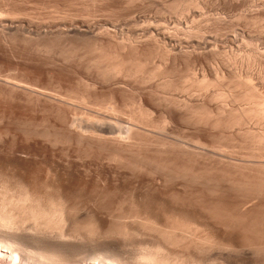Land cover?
Segmentation results:
<instances>
[{
  "label": "bare ground",
  "instance_id": "bare-ground-1",
  "mask_svg": "<svg viewBox=\"0 0 264 264\" xmlns=\"http://www.w3.org/2000/svg\"><path fill=\"white\" fill-rule=\"evenodd\" d=\"M130 1L131 0H129L128 2L130 3ZM166 1L164 0L162 2L170 4V7L172 5L173 8V6H175L174 4L177 3L178 0ZM119 2L120 0L118 1V5L121 6V3L119 4ZM180 2L181 1L179 0L178 4L182 5L181 7L184 11L189 10L190 8L192 9V7L193 9L199 8L200 10L201 3H206V1L203 0L202 2L201 0H197L196 2L188 1V3L185 4L183 3L185 1H183L182 3ZM178 4L176 5V8L179 11L180 6L178 8ZM113 6L115 5L113 4ZM172 8H170V10ZM129 12L131 11L129 10ZM136 18L132 16V18L130 17L129 19H126V24L130 23L134 28L131 29L132 26L130 24H127L128 26L130 25V28H128L127 31L125 30V26H123L124 24L122 26H118V22L115 23L108 21L102 23V26L100 23V27H97V23L96 25H94V22L88 23L89 21L87 23H82V25L79 26H72V24L70 23L71 26L68 27L69 29L66 28L68 32L65 28L64 29L67 32L68 36L70 35V33L71 35L72 33H75L76 36L77 34H81L85 37H83L85 40L86 38H88L89 41L91 39L93 40V43L96 42L97 46L98 43L104 42L107 44L116 43L122 49L121 50L119 48V50L121 51L127 50L128 52L130 50H133L132 52L137 51L144 53H147V51H149L150 55L148 56L147 54L148 58L153 53L151 50L154 51V49L160 48L164 50L165 54L167 53V55L173 56L175 60L174 62H177V60H184L186 62H184V64L187 65V67H190L192 65V69L193 65L194 69L196 67L195 65H205V67L206 65H211L210 67L213 70V68H215L213 65H220L218 63L219 61H216V56H221L222 58H224L225 56L226 59H224L227 61H225L224 59H222V61L229 62L230 65V63L232 64V60L235 58L234 57L232 59L231 55L237 52L242 44H246V47H253L254 52L251 53V50L249 55H246L250 60L252 58H255L258 53L263 52L264 50H260V48H264L263 33H260V35H258L259 33H256L257 35H252V32H250V34L248 32L240 33L238 31H232L231 29L230 32L228 31L229 29L226 32H210L207 31L208 29L205 30L202 27L205 30L204 31L201 26L197 25V27H195L196 25L194 26L193 24V27H191L190 24L188 25V23L183 20L175 21L173 18L172 20L168 19V17H162L163 20H160L159 22H157L158 20H155L156 22H142L143 19H141L140 23L142 22V24H140L137 21L138 19ZM126 20L125 18L123 19L124 23ZM226 22L227 21H225V23ZM0 26L8 29H12L13 27L12 25L8 26L6 24H2ZM75 34L74 36L72 35L73 38H76ZM84 43L80 42L79 39V43L74 42L71 45H73V48H77L76 50H78V48L81 47ZM89 43L92 44V41ZM88 44H85L84 46L88 47ZM37 48L40 50L49 51L51 50L52 46H48L47 43V45L42 47L37 46ZM38 49L35 48V50L37 51ZM97 50L98 47L96 51ZM44 51H42V53ZM48 51L46 52V54L48 53ZM113 52H111L110 55ZM115 52L114 57L113 54L111 55L113 58L110 55L109 58L104 55L106 57L105 59L104 57H99L98 61L100 63L103 62V65L101 64V66H96V74L101 83L98 86L97 83H99V81L96 82L97 79H93L94 83L92 84V87L94 88V93L90 92V90L88 89H83V92L81 93H84V98L86 96L87 98L88 96H90L91 99L92 95L93 97H96V94L99 93L100 96L102 95L101 93H103V95L106 94L107 97L105 98L109 99L108 102L104 103L106 99L102 98L101 96L100 98H102L104 102L100 103L106 104L107 109H112L113 111L120 114L124 111V107L122 108V106L127 99V92L134 91V93H136L138 97V101L136 100L138 105V110L136 109L138 111V116L136 115V112V114H132L130 118L132 119V121L129 123V125H123L121 123V119L118 120L115 118L116 120L115 122H113L114 120L112 119V121H108L107 117V119L98 118L94 115L93 117L95 118L93 122H91V119V123H86L87 120L85 122L80 119L83 122L82 124V122L79 121L77 117L74 118L72 114H70L71 112L69 111L72 108H69V106L67 108L66 102L69 101L65 100V97H59L60 95L57 97L56 95H53L54 93L50 94V92L48 93L47 91L45 92L43 90L40 91L41 89L38 90L36 89L37 87L34 88L27 85L30 82H27L28 80L26 81L28 77H23L24 74L18 76V74H20L18 73L16 77L14 75V77H11V79L4 78L5 80L3 79V81L1 78L0 83H3V86H0V141L3 140L2 144H4L6 147H9L7 146L9 143H12L15 146V144L19 142L22 148H27V151L28 149H33L32 151H34L35 149L36 152H39L40 156L42 153L43 157V152L46 151L45 149H49L45 145V142H47L46 144H48L49 142V144H52V146L54 145L55 147V145H58L57 141L59 138L58 136L60 135V139H62L63 136V138L67 140H65L66 142L76 143L77 146L78 144L85 146V151L83 149L84 152H86V150L95 152L97 162L92 165L93 167L95 166V173L93 174H89L91 168L89 169L83 166V168L85 167L86 169L84 168V171L82 172L83 175H80H82L81 178L85 180L84 182H82L83 180L81 178L79 179V177L75 179H79L80 181L75 180L73 178L75 174L71 177V174L76 173V171H72V173L70 174L71 171L69 172V168V173L67 174L64 172V175H61V173L63 174V172H60V174L57 175V173L49 169L48 172H52L53 175L49 176V174L52 173H48L49 177L46 176L48 178L42 180V175L41 177H39L37 176L38 174L35 173L36 169L38 168L37 163L35 164V169L30 168V171V169L28 168L30 171L29 173H25L24 171L27 168L23 170L24 172L20 169L25 168L23 163L24 160L21 161V158L23 157L19 159L17 156L18 160L23 163L22 167L21 165H18V169H16L15 166H12L11 168V164H15L16 162L6 164H10V168H6L7 166L5 165V167L4 163L3 165L1 164L4 169L1 168L0 170V189L2 188L0 190V193H3L4 197L0 194V261H5L9 258L12 261L10 264H181V262H183L180 261L181 259L187 260L188 256L191 257L192 255H205L202 253L206 251V254L211 253L212 255L215 254L216 256L218 255L219 257H222L223 261L221 262V264H227L226 261L230 263L231 260L233 263V254L237 255L236 253H240L241 251H243L246 256L249 255V260L255 255H263V92L257 90V88L253 86L252 83H250V80L248 78L249 81L244 80L245 82L243 83L242 81H240L241 84L245 85L246 83L245 89L241 84H239L240 82L238 83V81L232 80L229 82H232L233 84V81H235L237 83L235 84V88L237 89V86L241 85L239 89L241 87H243L242 89H244V91L242 90L243 92L241 93H235L236 91H240L241 89H235L236 91L231 89L235 92L232 91L233 93H225L211 91V93H209V91L208 94H206L207 91L205 90H209L210 88H212V86L215 85L216 81L214 80H216L215 78L217 77V75H219V71L215 73L217 68L213 70L214 72L210 68V74L215 73L216 75L215 78L213 77L214 80L213 78L209 80L207 77L208 73H204L207 71H204L202 80L196 79L199 77H195L196 80L192 82L191 86H185L186 83L185 85L183 83L182 85H178L175 82H171V78H173L171 71L173 70L169 71L168 68L164 69V71H159L162 69L153 70L152 68H150V66H147V61V63L143 62L144 59H142L143 57L140 58L142 55H140V53V57L136 58L130 55L124 57H122L121 55L120 57L118 56V54H120L118 52V54H116L115 56ZM124 52L125 51H123V53ZM101 53L100 54L102 57L103 52ZM104 54H106V52H104ZM246 54L248 53L246 52ZM236 55L237 54H235V56ZM259 56L257 55V58ZM263 56L264 54L262 55V57ZM60 57H63V55ZM95 57L96 56H94V58ZM107 59L108 61H106ZM72 60L73 59H71V61ZM68 61L70 62V59ZM68 61L67 64L66 61L62 63L60 62V65L69 66ZM54 62L59 63V61L57 60ZM92 62L94 61L92 60ZM104 62H106V65L104 64ZM71 64L72 62L70 63V65ZM158 68L161 67L158 66ZM223 69L224 68H222L221 72L223 71ZM227 69H229V67ZM188 70L190 69L188 68ZM26 73L25 75H27ZM227 73L229 74L228 71ZM230 74H232L231 71ZM119 76H123V78L127 77L128 79L134 78L133 80H136L137 78L138 80H136L135 83L138 85L140 82V87L135 89V84H132L133 86H131L129 85V81L125 83V78L122 82L123 79H118L120 78ZM220 76L219 78L217 77V79H221ZM158 77H166L168 82L167 80H165L166 83L163 82L164 85L161 84L162 82H158L155 88L153 83L156 82L155 79ZM223 77H226V75L224 76L222 74L221 80H224ZM229 77L232 76L230 75ZM115 78L119 81H115ZM152 80L155 82H153ZM34 82L36 81L34 80ZM150 82L153 84L154 88L153 86H151ZM25 83L27 84L25 85ZM160 88L165 91L167 89H170L169 91L171 94L172 92L174 94V91L178 92L179 90L177 91V89L182 90L183 92H179L185 94L187 90H189V88L191 89V91L192 88H195L197 89L196 91L199 92L203 90L201 93L203 94L204 92L205 95L203 94L204 97L200 96L199 98H190L187 96L188 99H185L184 97H182V99H178L174 96L170 97L169 95H167L170 94L168 90V93H165L167 96L162 92V90L161 92L165 96H160L161 94L158 93V91H160ZM193 91L190 95L192 97H194V95H197L196 93H193ZM71 92L73 91L71 90ZM189 92L190 91H188V93ZM174 95L178 94L176 93ZM5 96L7 97V99L10 97H14V100L16 101L17 99L19 103H21L19 100H25V102H29L28 106L30 102H40L41 100H43V102L48 104V106L50 105L49 108H51L56 113L55 114L51 110L55 114L53 115L58 117L57 124H53V129H50L49 127V129H43L42 131H40L37 127H32L29 129H26L28 127H22V131L20 130L22 134H18V129L14 130L12 128V125L10 126L8 123L9 118L12 117L11 115L13 114L12 109L15 108V103L13 108L10 106L13 104L14 100L12 101V104H10L9 102L11 101L8 102L7 99L2 98ZM81 96L78 97L83 98ZM241 101L246 103L245 106H240L239 104V106H235V104L232 103L235 102L237 104V102ZM18 102H16V105H19ZM31 105L32 104H30V106ZM134 105L136 106L135 102ZM34 106H38V103L34 104ZM133 108L135 107L133 106ZM157 112L160 113L159 116L161 117V119L159 117V124H156L152 118V115L154 113V115H156ZM6 121L7 124L5 125ZM179 121H183V123L187 122L191 126L190 132L188 131L191 137L188 136V138H190L187 140V143L179 142L180 138L178 139V141L174 140L175 138L173 136H170L174 132L168 135L170 133L169 132L167 134V137L162 135V132L166 134V129H168V127H170L171 125H176ZM154 129H158L157 131H162L160 132V137L157 136L156 131L154 132ZM169 129L171 130V128ZM176 129L179 128L176 127ZM182 129L184 128L182 127L181 130ZM185 130L187 131V128H185ZM175 134L177 135L178 133ZM7 136V141H5L4 138H6ZM37 136L44 137V140L40 138L37 139ZM162 136L166 138H163ZM9 137L12 138V141L9 140ZM178 137L180 136L177 135V138ZM171 138L174 139L172 140ZM184 140L182 138L181 141L186 142ZM16 146L17 148H19L18 143ZM10 147V149H14L12 148L13 146L10 145ZM55 148L58 147L56 146ZM4 149L8 148L4 147ZM10 149H8V151H12ZM2 151L3 149L0 151V153L4 152ZM21 152L23 153V151H20V153ZM55 152L56 151L53 150V156L55 154V157L58 158ZM90 152H88L89 155L86 156H90ZM9 153L10 154L8 156L11 155V152ZM22 153L20 154L22 156L26 154ZM39 154L34 155L38 156ZM92 154L95 156L94 153ZM14 155L16 157V155L18 154L15 153ZM47 155L50 156V154L48 153ZM40 156L38 157L39 159H41ZM17 158H15L16 161H18ZM3 159L1 158L2 161L6 160ZM69 160L66 161L68 163H72L71 161L69 162ZM79 160L81 159L79 158ZM83 161H85V159H83ZM46 162L49 163L48 161ZM46 162L44 164H46ZM92 162L94 161H91V163ZM30 163L32 164V162ZM30 163L29 167H31ZM17 164H20V162ZM40 165H42V163ZM68 165L72 166L71 169L73 170V165ZM62 170H64V167ZM58 171L59 169L56 172ZM144 171L147 172L148 175L146 173L143 174ZM141 172L142 175L140 174ZM66 174H70V177H66ZM88 182L92 184L93 191L95 190L96 194L92 190H89L92 191L95 196H93L94 194L90 196L92 198L88 199L87 204L85 202V204L82 205L81 202L83 201V199L84 201H86L89 194L87 195L86 191L88 189L85 190L86 194L85 192L83 193L84 190L82 191L80 189L83 188L82 184L83 186H88ZM77 188H79V191L77 190ZM85 188L88 187H84V189ZM153 192H156L154 196ZM150 193L152 194L150 195ZM99 198H102L101 202L103 200L104 203H101ZM97 200H99V203H101L100 207L96 205V203L98 202ZM88 204H90V206H88ZM119 209L120 211L118 213L117 210ZM113 210L117 211L115 216L112 215L114 214L112 213ZM42 214H45V216L47 214L50 219H46L48 217L46 216L45 218V216H42ZM21 215L26 218V221H30V223L32 222V226L30 227V229L25 228V221H23L25 219H23L22 217V220L20 217ZM41 217L44 218L42 219ZM67 218L68 221L73 223L80 221L78 224H80L81 222L83 223V221L81 220H85L84 224L87 230L84 229V225L82 226L80 224L81 226H78V224L75 223V225L77 224V227H82L83 230H86V234L84 233V235L80 233L79 229H77L81 235H84L81 236L78 234V231L76 232V234L81 236V241H77L78 235L75 239L76 234H74V229L71 232L68 228L70 232L67 233L68 230L65 228L68 224H70V222L67 223ZM80 218L83 219L80 220ZM63 221H66L65 223L67 225ZM60 224H65L66 227L62 225L64 227L63 229ZM27 225H29V223ZM73 225L74 224H72V226ZM63 230H66L65 233ZM70 233H72L74 238H72V235ZM69 234L71 237L67 236ZM132 237H140L141 242L138 246L137 242H135L137 247H133L134 252L129 253L127 252V249H124L125 246H127V240H131ZM251 255L252 257H250ZM238 256L235 259H237ZM263 256L261 257L264 258ZM178 257L181 258L179 259V261ZM257 257L259 256H255V259ZM241 258L244 259V257H242V254L240 256V259ZM252 259H254V257ZM224 260L226 263L224 262ZM245 260H247L246 257ZM261 261L260 264H264V262ZM184 263L185 262H183L182 264ZM235 264L238 263L235 262Z\"/></svg>",
  "mask_w": 264,
  "mask_h": 264
},
{
  "label": "rangeland",
  "instance_id": "rangeland-1",
  "mask_svg": "<svg viewBox=\"0 0 264 264\" xmlns=\"http://www.w3.org/2000/svg\"><path fill=\"white\" fill-rule=\"evenodd\" d=\"M115 1H117V2H115ZM118 1L119 0H111V1H107V0H0V25H2V24H6V25H8V26H13L12 27V29L10 28V29H8V28H3L2 26H0V82H1V78H2V81H3V79L5 78V79H11V77H14V75H15V77H16V75L18 74V73H20V74H18V76L20 75L21 76V74L23 75V77H25V78H27L26 79V81L27 82H30V83H25V85L27 84V85H29V86H31V87H34V88H36V89H41L40 91H47L48 93L50 92V94H53V95H56L57 97L59 96V97H65L64 99L65 100H68L69 102H66V106H67V108H68V106H69V108H72L69 112H71L70 114H72V116L74 117V118H76L77 117V119L79 120V121H81L82 122V120L83 121H85L86 122V120H87V122L86 123H89L90 121H91V119H92V121L91 122H93V120H94V118L95 117H98V118H105V119H107L108 121H112V120H114L113 122H115V120L116 119H118V120H120L121 119V123L124 125H129V123L132 121V119H130L131 118V116H132V114L134 115V114H136L137 116H138V105H137V101H138V97H137V94L136 93H134V91L133 92H131V91H128L127 93V99L125 100V103H124V105L122 106V108H123V113H118V112H115V111H113L112 109H107V107H106V104H104V103H106V102H108V100L109 99H106L105 97H107V95L105 94V95H103V93H101L102 95V98H104V99H106V101L104 102V100L102 99V98H100L101 96H100V93L99 94H96L97 96L95 97H93V95H92V99H91V97L90 96H88V98H87V96L85 97V98H87V99H85L84 97H83V94L84 93H81V92H83V89L85 90V89H88V90H90V92H93L94 93V88L92 87L93 85V81L94 80H96V82L97 81H99V83H97V85L99 86V84L101 83L100 82V80L97 78V74H96V68L98 67V66H101V64L103 65V62L102 63H100L99 61H98V59H99V57L100 58H103L104 57V59L106 58V57H108L109 58V55H110V53L111 52H115V56H116V54H118V53H120V54H118V56H120L121 57V55H122V57H124V56H128V55H130V56H134V57H140V55H141V57L140 58H142V59H146L145 61L143 60V62H146L147 63V66L149 67L150 66V68H152L153 70H159V69H162V70H159V71H164V69H167L168 68V70L169 71H171V70H173V71H171L172 72V77L173 78H171L172 80H171V82H175V83H177L178 85H182V83L185 85V83H186V85L185 86H191L192 85V82L194 81V80H196V79H201L202 80V78H203V72L204 71H207V72H204V73H208L207 74V77H208V79L210 80L211 78H215V73H217L218 71H219V75H217V77L219 78V76H220V74H221V76H220V78L222 79V74L225 76L226 75V77H223L224 78V80H221V79H217V77L215 78L216 80H214V78H213V80L214 81H216L215 82V85L214 86H212V88H210L209 90H205V91H207L206 92V94H208V92L209 93H211V91L212 92H225V93H233V92H235L236 90L235 89H237V88H235L236 87V85L235 84H237L235 81H238V83L240 82V81H242V83L243 82H245V81H249L250 80V83H252L253 84V86H255L256 88H257V90H259L260 92H263V94H264V56L262 57V55L264 54V50H263V52H260V53H258L257 55L259 56L258 58H257V55H256V57L255 58H252L251 60L250 59H248L247 58V56L249 55V53L251 52V50H252V52L251 53H253L254 52V50H253V47H246L247 45L246 44H242L241 45V47H240V49H238L237 50V52H235L233 55H231L232 56V59L234 60H232V64L230 63V65H229V62H224V61H222V59H224L225 58V56H224V58H222L221 56H216V61H219L218 63L221 65H213L215 68H217L216 69V72L215 73H212V74H210V66L208 65H206V67H205V65L203 66H201V65H195L196 67H195V69H194V65H193V69H192V65L190 66V65H188V66H190V67H187V65H185L184 64V60H177V62H174L175 60H174V58H173V56H169V55H167V53L165 54V52H164V50H162V49H154V51L153 50H151L153 53H152V55L148 58L147 57V54H148V56L150 55L149 53V51H147V53H144V52H137V51H134V52H137V53H134V52H132L133 50H130V51H128L127 52V50H123V51H125L124 53H123V51H121L122 49L116 44V43H98V46H97V44H96V42H94L93 43V40H91L90 39V41H89V39L88 38H86V40L84 39L85 37L84 36H82L81 34L79 35V34H77V36H76V34L75 33H72V35L74 36V34H75V36H76V38L74 37H72V35H71V33H70V35L68 36L67 35V29L66 28H68V27H70L71 26V24H72V26L73 25H76V26H79V25H82V23H87L88 21V23H92V22H94L95 24L94 25H96V23H97V27H100V23H101V26L103 25L102 23H105L106 21H108V22H115V23H117V25L118 26H122L123 24V26H125V30L127 31L128 30V28H130V25L132 26V24H130V23H127V24H130L129 26L126 24V22H127V20L126 19H129L130 17L132 18V16L134 17V18H136V16H137V18L136 19H138L137 21L140 23V21H141V19H143L142 20V22H144V21H149V22H156L157 20V22H159L160 20H163V18L162 17H164V18H166V17H168V19H171L172 20V18L175 20V21H178V20H183V21H185L186 23H188V25L190 24V26L191 27H193L192 25L194 24V26L195 27H197V25L198 26H201V28L203 27L205 30H207V31H210V32H226L228 29V31L230 32V29L232 30V31H235V32H240V33H249L250 34V32H252L251 34L252 35H255L256 33L258 34V35H260V33L262 34H264V0H203V1H206V3L204 4V2H202V0H201V5H200V10H199V8H194L193 9V7H192V9L190 8L189 10H183L182 9V5L180 4H178V2H179V0L177 1V3H175L174 5L175 6H173V8H172V5H171V7L169 6L170 4H166L165 2H162V1H164V0H138V1H136V0H131L130 1V3L128 2L129 0H120V2H119V4L121 3V6L120 5H118ZM166 1V0H165ZM181 2L180 3H182L183 1H185V2H183L184 4L185 3H188V1L189 2H196L197 0H180ZM199 1V0H198ZM112 4H111V3ZM114 2V3H113ZM124 2V3H123ZM128 2V3H127ZM131 2H132V4H131ZM134 2V3H133ZM167 2V1H166ZM209 2V3H208ZM126 3V4H125ZM111 4V5H110ZM113 4L115 5V6H113ZM124 4V5H123ZM178 4V8H179V6H180V8H179V11H178V9L176 8V5ZM208 4V5H207ZM127 5V6H126ZM203 5H205V6H203ZM172 8L171 10H170V8ZM90 8V9H89ZM203 8V9H202ZM195 9H198V10H195ZM129 10L131 11V12H129ZM175 10V11H174ZM177 10V11H176ZM182 10V11H181ZM196 11H198V12H196ZM203 11V12H202ZM128 12V13H127ZM157 12V13H156ZM183 12V13H182ZM131 13V14H130ZM132 13H133V15H132ZM141 13V14H140ZM188 13V14H187ZM200 13V14H199ZM128 14H130V15H128ZM135 14H136V16H135ZM143 14V15H142ZM175 14V15H174ZM202 14V15H201ZM153 15V16H152ZM196 17H195V16ZM205 15V16H204ZM127 16H128V18H127ZM130 16V17H129ZM140 16V17H139ZM49 17V18H48ZM87 17V18H86ZM194 17V18H193ZM208 17V18H207ZM222 17V18H221ZM226 17V18H225ZM254 17V18H253ZM125 18V23H124V21H123V19ZM161 18V19H160ZM177 18V19H176ZM200 18V19H199ZM224 18V19H223ZM230 20H229V19ZM211 19V20H210ZM221 21H220V20ZM225 20V21H227L226 23H225V21H223V20ZM228 19V20H227ZM118 20V21H117ZM119 20H120V23H119ZM156 20V21H155ZM215 20V21H214ZM194 21V22H193ZM207 23H206V22ZM254 21V22H253ZM121 22H123V23H121ZM142 22L140 23V24H142ZM197 22V23H196ZM211 22V23H210ZM216 22V23H215ZM219 22H221V23H219ZM254 24H253V23ZM8 23V24H7ZM12 23V24H11ZM71 23V24H70ZM261 23V24H260ZM120 24V25H119ZM213 25V26H212ZM216 25V26H215ZM128 26V27H127ZM2 27V28H1ZM19 28V29H18ZM62 28V29H61ZM66 29V31H65V29ZM202 28V29H203ZM69 29V28H68ZM131 29H134L133 28V26L131 27ZM203 29V30H204ZM204 30V31H205ZM12 31V32H11ZM62 32V33H61ZM64 32V33H63ZM16 33V34H15ZM26 33V34H25ZM20 34V35H19ZM69 34V33H68ZM256 34V35H257ZM7 35V36H6ZM28 37H27V36ZM68 37H67V36ZM21 36V37H20ZM79 36V37H78ZM66 37V38H65ZM81 37V38H80ZM84 37V38H83ZM50 38V39H49ZM23 39V40H22ZM77 39V40H76ZM79 39H80V42H85L81 47H79L78 48V50H76L75 48H73L72 46L73 45H71V44H73L74 42H78L79 43ZM32 40V41H31ZM60 41V42H59ZM72 41V42H71ZM92 41V44L91 43H89V42H91ZM35 42V43H34ZM68 42V43H67ZM47 43H48V46L50 45V47L52 46V48H51V50H53V51H51V50H49V51H51V52H49L48 50V53L46 54V52L47 51H44V50H40V49H38L37 48V46H40V47H42V46H45V45H47ZM89 43V44H88ZM43 44V45H42ZM69 44H70V46L73 48H71L70 46H69ZM82 44V43H81ZM85 44H88L87 46L88 47H86V46H84ZM91 44V45H90ZM96 44V45H95ZM100 44V45H99ZM110 44V45H109ZM113 44V45H112ZM116 44V45H115ZM35 45V46H34ZM53 45H54V47H53ZM64 45V46H63ZM95 46H97L98 47V50L100 49V50H102V51H100V53L101 52H103V55H102V57H101V54L99 53V51L97 50L96 51V49H97V47H95ZM60 47V48H59ZM245 47V48H244ZM262 47V46H261ZM35 48L36 49H38V51L37 50H35ZM64 48V49H63ZM69 48V49H68ZM71 48V49H70ZM83 50H82V49ZM96 48V49H95ZM101 48H103V49H101ZM106 48V49H105ZM119 48L121 49V50H119ZM69 51H68V50ZM110 49H112V50H110ZM116 49V50H115ZM262 49H264L263 47L262 48H260V50L262 51ZM41 52H40V51ZM71 50V51H70ZM73 50V51H72ZM88 50H90V51H88ZM243 50V51H242ZM42 51H44L43 53H42ZM68 51V52H67ZM85 51V52H84ZM96 51V52H95ZM57 52V53H56ZM67 52V53H66ZM98 52V53H97ZM104 52H106V54H108V55H106V54H104ZM108 52V53H107ZM114 52L112 53L113 54V57H114ZM118 52V53H117ZM246 52L248 53V54H246ZM41 53V54H40ZM62 53V54H61ZM73 53V54H72ZM130 53V54H129ZM139 53H140V55H139ZM240 53V54H239ZM42 54H43V56H42ZM46 54V55H45ZM61 54V55H60ZM94 54V55H93ZM99 54H100V56H99ZM111 54V55H112ZM132 54H134V55H132ZM235 54H237L236 56H235ZM63 55V57H60V56H62ZM69 55V56H68ZM106 57H105V56ZM110 55V56H111ZM164 55H165V57H164ZM240 55V56H239ZM244 55H245V57H244ZM247 55V56H246ZM50 56V57H49ZM94 56H96L95 58H94ZM146 56V57H145ZM153 56V57H152ZM168 56V57H167ZM55 57V58H54ZM59 57V58H58ZM88 57V58H87ZM112 57V56H111ZM110 57V58H111ZM112 57V58H113ZM145 57V58H144ZM239 57V58H238ZM45 58V59H44ZM64 60H63V59ZM167 58H169V59H167ZM48 59H49V61H48ZM70 59V62L68 61ZM71 59H73L72 61H71ZM94 59H96V60H94ZM151 59V60H150ZM166 59V60H165ZM226 59V58H225ZM224 59V60H225ZM238 61H237V60ZM242 59V60H241ZM59 61V63L58 62H54V61ZM91 60V61H90ZM92 60L94 61V62H92ZM149 60V61H148ZM53 61V62H52ZM64 61H66V64H67V61H68V65L69 66H67V65H60L62 62H64ZM106 61H108V59L106 60ZM109 61H111V60H109ZM225 61H227V60H225ZM231 61V60H230ZM251 61V62H250ZM256 61V62H255ZM61 62V63H60ZM72 62V64L70 65V63ZM97 62V63H96ZM221 62V63H220ZM234 62V63H233ZM261 62V63H260ZM74 63V64H73ZM91 63V64H90ZM96 63V64H95ZM99 63V64H98ZM108 63V62H107ZM168 63V64H167ZM186 63V62H185ZM223 63V64H222ZM226 65H225V64ZM228 63V64H227ZM236 63V64H235ZM59 64V65H58ZM90 64V65H89ZM94 64H95V66H94ZM104 64L106 65V62H104ZM161 64V65H160ZM190 64H191V62H190ZM261 64V65H260ZM157 65V66H156ZM94 66V67H93ZM97 66V67H96ZM152 66V67H151ZM158 66H160L161 68H158ZM169 66H170V68H169ZM226 66H227V68L229 67V69H230V71L232 72V74H230V71H229V69H227L226 68ZM157 69H156V68ZM163 67V68H162ZM176 67V68H175ZM70 68H71V70H70ZM172 68H174V69H172ZM188 68L190 69V70H188ZM202 68H204V69H202ZM207 68H208V70H207ZM215 68H213V70L215 69ZM218 68H220V69H218ZM222 68H224L223 69V71H224V73H223V71L221 72V70H222ZM225 68H226V70H225ZM248 68V69H247ZM66 69V70H65ZM93 69V70H92ZM178 69V70H177ZM211 70H212V68H211ZM212 70V71H213ZM88 71V72H87ZM175 71H177V72H175ZM226 71V72H225ZM227 71L229 72V74L227 73ZM235 71V72H234ZM17 72V73H16ZM27 72V73H26ZM174 72V73H173ZM214 72V71H213ZM11 73H12V75H11ZM25 73L27 74V75H25ZM7 74H9V75H7ZM175 74H177V75H174ZM263 74V75H262ZM232 76V77H229V76ZM236 75H237V77H236ZM6 76H8V77H6ZM31 76H34V77H31ZM212 76V77H211ZM239 76V77H238ZM243 76V77H242ZM61 77V78H60ZM120 78H118V79H123L122 80V82L124 81V78H125V83H127V81H129V85H131V86H133L132 84H135L134 85V88L136 89V88H138V87H140V82H139V84L137 85L136 83H135V81L136 80H138L137 78H136V80H133L134 78H127V77H124L123 78V76L121 77V76H119ZM195 77H199V78H196L195 79ZM246 77V78H245ZM251 77V78H250ZM30 78V79H29ZM117 78V77H116ZM115 78V79H116ZM128 80H127V79ZM226 78H228V79H226ZM248 78H249V80H248ZM4 79V80H5ZM37 79V80H36ZM94 79V80H93ZM118 79H116L115 81H119ZM132 79V80H131ZM189 79V80H188ZM231 79V80H230ZM241 79V80H240ZM25 80V79H24ZM34 80L36 81V82H34ZM154 80V79H153ZM152 80V81H153ZM156 80V82L155 81H153V82H155V83H153L152 81V83L154 84V86H155V88H156V84L158 83V82H162L161 84L162 85H164V83L163 82H165V80H167L166 79V77H161V78H156L155 79ZM159 80V81H158ZM170 80V79H169ZM174 80V81H173ZM212 80V81H213ZM232 80H235V81H233V84H232V82L231 83H229L230 81H232ZM245 80V81H244ZM34 82V86H33V82ZM79 81V82H78ZM132 81H134V82H132ZM180 81V82H179ZM217 81H218V83H217ZM228 81V82H227ZM32 82V83H31ZM138 82V81H137ZM150 82V84H151V86H153V84ZM167 82H168V80H167ZM179 82V83H178ZM37 85H36V84ZM51 83V84H50ZM166 83V82H165ZM221 83V84H220ZM149 84V85H150ZM232 84V85H231ZM239 84H241V82L239 83ZM96 85V86H97ZM142 85V84H141ZM233 85H235V86H233ZM243 87H244V89H245V87H246V83H245V85L244 84H241ZM240 85V86H241ZM247 85H249V84H247ZM0 86L2 87L3 86V83L1 84L0 83ZM154 86H153V88H154ZM221 86V87H220ZM224 86V87H223ZM240 86H237L238 87V89H239V87ZM43 87V88H42ZM92 87V88H91ZM234 87V88H233ZM243 87H241L239 90L240 91H236L235 93H241V92H243L244 91V89H242ZM72 88V89H71ZM227 88H229V89H227ZM57 89V90H56ZM60 89V90H59ZM74 89V90H73ZM78 89V90H77ZM195 88H192V91L194 90ZM231 89H233V90H235V91H233V90H231ZM237 89V90H238ZM262 89V90H261ZM71 90L73 91V92H71ZM159 90V89H158ZM161 90H162V92L165 94H167L168 93V91L170 90H163L162 88H160V91H158V93L159 94H161L160 96H162L163 95V93L161 92ZM182 91V90H180V89H177V91ZM197 89H195L194 91H193V93H196L197 95H194V97H192V96H190L191 94H192V91H191V89L189 88V90H187V92L186 91H184V92H186L185 94H182L181 92H176V91H174L175 93L174 94H178V95H174L173 94V92H172V90H171V92H172V94L170 93V91H169V93L171 94H167V95H169L170 97L171 96H174L175 98H178V99H182V97H184L185 99L187 98L188 99V97H190V98H199L200 96L202 97L203 96V94L205 95V93L203 92V94L201 93L202 91H196ZM228 90V91H227ZM243 90V91H242ZM77 91V92H76ZM188 91H190L189 93H188ZM231 91V92H230ZM233 91V92H232ZM71 92V93H70ZM79 92V93H78ZM183 92V91H182ZM199 92V93H198ZM70 93V94H69ZM75 93V94H74ZM76 93H78V94H76ZM188 93V94H187ZM65 94V95H64ZM72 94V95H71ZM80 94V95H79ZM165 94V95H166ZM184 95V96H181V95ZM198 94H199V96H198ZM201 94V95H200ZM64 95V96H63ZM82 95V96H81ZM165 95H163V96H165ZM166 95V96H167ZM67 96V97H66ZM69 96V97H68ZM78 96H81V97H83V98H80V97H78ZM135 96V97H134ZM177 96V97H176ZM179 96V97H178ZM188 96V97H187ZM196 96V97H195ZM130 99H129V98ZM204 97V96H203ZM2 98H5V99H7V97L5 96V97H2ZM67 98H69V99H71V100H69V99H67ZM80 98V99H79ZM95 98V99H94ZM97 98V99H96ZM100 98V99H99ZM109 98V97H108ZM183 98V99H184ZM10 99V100H9ZM81 99H82V102H81ZM90 99V100H89ZM8 100V102L9 101H11V102H9L10 104H12V101L14 100V97H10V98H8L7 99ZM37 100V99H36ZM75 100V101H74ZM79 100V101H78ZM96 100H98V101H96ZM103 100V101H102ZM133 100H135V101H133ZM137 100V101H136ZM21 103H19L18 102V100L16 99V101L14 100L13 101V104L12 105H10L12 108H13V106H14V103H15V108L14 109H12V117H10L9 118V121H8V123H9V125L11 126L12 125V128L14 129V130H17V132H18V134H22V127L24 128V127H28V128H26V129H29V128H32V127H37L40 131H42L43 129L45 130V129H49V127H50V129H53V126L55 125V124H57V122H58V117L57 116H54L56 113L51 109V108H49L50 107V105L48 106V104H46V103H44L43 102V100H41L42 102H43V104H42V102L40 101V102H37V101H34L33 103L32 102H30V104H32L31 106H30V104H29V106H28V103H27V101L25 102V100L22 102L21 100H19ZM126 101H127V103H126ZM129 101H131V102H129ZM16 102H18L19 103V105L17 106L16 105ZM72 102H75V103H72ZM100 102H104L103 104L102 103H100ZM134 102L136 103V106L134 105ZM38 103V106H39V104H40V106L38 107V106H34V104H37ZM68 103V104H67ZM98 103H99V105H98ZM231 103V102H230ZM232 103H234L235 104V106H245V104L246 103H244V102H237V104L235 103V102H232ZM231 103V104H232ZM25 104V105H24ZM27 104V105H26ZM239 104V105H238ZM82 105V106H81ZM90 105V106H89ZM103 105V106H102ZM233 105V104H232ZM48 106V107H47ZM133 106L135 107V108H133ZM31 107V108H30ZM44 107V108H43ZM102 107H104V108H102ZM105 107H106V109H105ZM21 108V109H20ZM36 108V109H35ZM93 110H92V109ZM103 110H102V109ZM45 109V110H44ZM46 109H48V110H46ZM50 109V110H49ZM105 109V110H104ZM131 109V110H130ZM137 109V110H136ZM14 110V111H13ZM55 113H53L52 111ZM83 110V111H82ZM113 112H112V111ZM106 111H108V112H106ZM132 111V112H131ZM74 114H73V113ZM93 112V113H92ZM104 112V113H103ZM136 112V113H135ZM76 113V114H75ZM125 113V114H124ZM156 113V112H155ZM154 113V114H155ZM16 114V115H15ZM54 114V115H53ZM84 114V115H83ZM112 116H111V115ZM152 115V118H153V120L155 121V123L156 124H159L160 123V119H161V117L159 116L160 115V113L159 112H157V114L156 115ZM76 115V116H75ZM78 115V116H77ZM80 115H82V116H80ZM93 115L95 116V117H93ZM107 115V116H106ZM158 115V116H157ZM87 116V117H86ZM100 116V117H99ZM102 116V117H101ZM110 116V117H109ZM125 116V117H124ZM15 117H17V118H15ZM56 117V118H55ZM107 117V118H106ZM114 119H113V118ZM159 117H160V119H159ZM12 118V119H11ZM116 118V119H115ZM49 119V120H48ZM80 119H82V120H80ZM97 119V118H96ZM112 119V120H111ZM19 120V121H18ZM12 121V122H11ZM56 121V122H55ZM78 121V122H79ZM129 121V122H128ZM159 121V122H158ZM35 122V123H34ZM60 122V121H59ZM90 122V123H91ZM127 122V123H126ZM11 123V124H10ZM182 123V124H181ZM7 124V121L5 122V125ZM52 124V125H51ZM54 124V125H53ZM82 124H83V122H82ZM0 125H1V123H0ZM17 125V126H16ZM19 125V126H18ZM24 125V126H23ZM31 125H33V126H31ZM52 126V128H51V126ZM177 125V126H176ZM176 125H171L172 127H174V128H172L171 126L170 127H168V129H166V134L165 133H163L161 130H159V131H157L158 129H154V132L156 131V134H157V136H159L160 137V132H162V135L163 136H166L167 137V134L168 135H170L172 132H174V133H172V134H174V135H176L175 133H178L177 135H179L180 137H178L177 138V135L176 136H174V135H170L171 137L173 136L174 138H171L172 140L174 139V140H177L178 141V139L180 140L179 142H182V143H187L188 141V139L191 137V135H190V124L189 123H183V121H179ZM189 125V126H188ZM178 127L179 129H176V127ZM180 126H182L184 129H182L181 130V128L182 127H180ZM19 127V128H18ZM40 127V128H39ZM189 127V128H188ZM263 127H264V125H263ZM21 128V129H20ZM158 128V127H157ZM169 128H171V130H173V131H171ZM185 128H187V131L185 130ZM189 129V130H188ZM21 130V131H20ZM25 130V129H24ZM179 130V131H178ZM168 131V132H167ZM189 131V132H188ZM157 132H159V133H157ZM187 133V134H186ZM59 135V134H58ZM62 135V134H61ZM183 135V136H182ZM187 135V136H186ZM162 136V137H163ZM188 136H190L189 138H188ZM59 138H58V141H59V143H58V141H57V144L58 145H55V147L57 146L58 148H55L54 147V145L52 146V144H49V142H48V144H46L47 142H45V145L47 146V148H49V149H45L46 151V156H45V152H43V157H42V153H41V156H40V154H39V152H36V150L34 149V151H32L33 149H28V151H27V148H22V146L20 145V143L19 142H17L18 143V147L19 148H17V143L15 144V146L12 144V143H9L11 146H13L12 148H14L13 150L12 149H10L11 147H10V145L8 144H6L7 146H9V147H6L4 144H2L3 143V140L2 141H0V143L2 144V146H1V144H0V151L3 149V153H0V160H1V158L3 159V158H5V159H3V160H5V161H0V162H2V163H0V170H1V168L2 169H4L3 168V163H4V166L6 165V164H8V163H15V164H11V168H12V166H15L16 167V169H18L19 168V166L21 165V167H22V164L24 163V166H25V168H20L22 171L24 170V169H35V167H36V163H37V165H38V168L36 169V171H35V173L36 174H38L37 176H39V177H41V175H42V180H45L46 178H48L49 176H51V175H53V173L52 172H48V170L50 169V170H52L53 172H55V173H57V175L58 174H60V172H63V174L61 173V175H64V172L65 173H69L70 171V174L72 173V171L74 172V171H76V173H73V174H71V177L72 176H74V174H75V176L73 177L74 179L75 178H78L79 177V179L81 178V176L83 175V171H84V168L85 167H87V168H91V171H90V173L89 174H93V173H95V171H94V167L92 166V165H94L96 162H97V157H96V153L95 152H90V151H87L86 150V152H84L85 151V146H83V145H79L78 144V146L76 145V143H70V142H66L67 140L66 139H64L63 138V136H62V139H60V135L58 136ZM161 137V138H162ZM166 137H163V138H166ZM7 138H8V136L6 137V138H4L5 139V141H7ZM42 139V140H44V137H38L37 136V139ZM162 138V139H163ZM182 138H183V140L184 141H186V142H183V141H181L182 140ZM187 138V139H186ZM60 139V140H59ZM9 140L10 141H12V138H10L9 137ZM64 140V141H63ZM66 140V141H65ZM4 141V142H5ZM62 142V143H61ZM71 144V145H70ZM74 146H73V145ZM49 145V146H48ZM51 146V147H50ZM82 146V147H81ZM3 147V148H2ZM4 147L5 148H8V149H10V150H12V151H8V149H4ZM20 147H21V149H20ZM54 147V148H53ZM72 147V148H71ZM24 149H25V151H24ZM57 149V150H56ZM61 151H60V150ZM63 149V150H62ZM83 149H84V151H83ZM7 152H6V151ZM47 150H49V151H47ZM53 150L54 151H56L55 153H56V156L59 158V160H58V158H56L55 157V154H54V156H53ZM59 150V151H58ZM18 151H19V153H18ZM20 151H23V153L22 154H24V153H26L28 156H30V157H28L26 154H24L26 157H28V158H26L24 155L22 156V155H20L21 153H20ZM29 152V153H27V152ZM63 151V152H62ZM66 151V152H65ZM9 152H11V155L10 156H8L10 153ZM13 152V153H12ZM30 152H31V154H30ZM50 152V153H49ZM51 152H52V154H51ZM58 152V153H57ZM61 152V153H60ZM83 152V153H82ZM88 152H90V156H86V155H89V153ZM6 153V154H5ZM18 154V155H16V157H15V155L14 154ZM47 153L48 154H50V156L49 155H47ZM86 153V154H85ZM92 153H94L95 154V156L92 154ZM32 154H33V156H32ZM34 154H39L38 156H35ZM67 154V155H66ZM59 155V156H58ZM85 155V156H84ZM2 156V157H1ZM4 156V157H3ZM17 156H18V158L20 159L21 157H23V158H21V161H23V163L20 161V160H18V158H17ZM20 156V157H19ZM35 156V157H34ZM40 156V158L41 159H39L38 157ZM61 156H62V158H61ZM80 156H82V157H80ZM93 156V157H92ZM7 157V158H6ZM11 157V158H10ZM12 157H14V158H12ZM36 159H34V158ZM90 157V158H89ZM10 158V159H9ZM15 158H17V160L18 161H16V159ZM26 158V159H25ZM29 158H30V160H29ZM52 158H54L55 159V161H54V159H52ZM60 158H61V160H60ZM79 158L81 159V160H79ZM27 159H28V161H27ZM33 159V160H32ZM39 159V160H38ZM57 159V160H56ZM70 159V160H69ZM83 159H85V161H83ZM94 159V160H93ZM8 160H9V162H8ZM11 160V161H10ZM13 160V161H12ZM32 160V161H31ZM35 160V161H34ZM63 160V161H62ZM65 160V161H64ZM69 160V162L71 161L72 163H68L67 161ZM25 161H26V163H25ZM37 161H39L40 162V164L42 163V165H40L39 164V162H37ZM42 161V162H41ZM46 161H48L50 164H52V165H50L49 163H47ZM50 161H52V162H50ZM62 163H61V162ZM74 161V162H73ZM79 163H78V162ZM91 161H94V162H92L91 163ZM6 162V163H5ZM20 162V164H17V163H19ZM30 162H32V164L30 163ZM46 162V164H48V165H46V164H44ZM55 162V163H54ZM59 162H60V165H59ZM86 162V163H85ZM29 163L31 164V167H29ZM66 163H68V164H71V165H73V170L71 169V167L72 166H69L68 164H66ZM75 163V164H74ZM76 163H78V164H76ZM2 164V165H1ZM10 164L9 165H6L5 167L6 168H10ZM17 164V165H16ZM28 164V165H27ZM63 165V167H64V170H67V171H64V170H62L63 169V167H62V165ZM80 164H81V166H80ZM84 164V165H83ZM19 165V166H18ZM23 166V167H24ZM26 166H28V167H26ZM67 166V167H66ZM79 166V167H78ZM83 166H85L84 168H83ZM18 167V168H17ZM34 167V168H33ZM41 167V168H40ZM56 167V168H55ZM62 167V168H61ZM78 167V168H77ZM80 167H81V169H80ZM14 168V167H13ZM66 168V169H65ZM70 170H69V169ZM27 169L26 170H24L25 171V173H29L30 171H31V169H30V171H29V169H28V171H27ZM54 169H59V173L58 172H56L57 170H54ZM80 169V170H79ZM86 169V168H85ZM68 170H69V172H68ZM81 171V172H79V171ZM23 171V172H24ZM27 171V172H26ZM39 171V172H38ZM42 171H44V172H42ZM93 171V172H92ZM79 172V173H78ZM92 172V173H91ZM143 172V171H142ZM142 172L140 173L141 175H142ZM40 173V174H39ZM48 173H52V174H49V176H48ZM54 173V174H55ZM147 174V172H145L144 171V173L143 174ZM45 174H47V175H45ZM65 175L66 177H70V174L69 175ZM80 174H82V175H79ZM45 175V176H44ZM148 175V174H147ZM46 176H48V177H46ZM44 178V179H43ZM79 179H75V180H79ZM83 181L82 182H84L85 180L83 179V178H81ZM80 181V180H79ZM78 181V182H79ZM80 185V184H79ZM89 185H90V187H89ZM82 189H80V190H84L83 191V193L85 192V194H86V191H87V195L89 194V198L87 197V200L86 201H84V199H83V201L81 202V204L83 205V204H85V202H86V204H87V201H88V199H90V198H92V197H90V196H92L96 191L94 190L93 191V187H92V184L90 183V182H88V186H83V184H82ZM84 187H88V188H85L84 189ZM79 188H80V186H79ZM79 188H77V190L79 191ZM90 188V189H89ZM2 189V188H1ZM0 189V190H1ZM86 189H88V190H86ZM86 190V191H85ZM89 190H92V191H89ZM81 191V192H82ZM91 192V193H90ZM2 196H3V193H0ZM96 194V193H95ZM95 194L93 195V196H95ZM124 194V193H123ZM152 193H150V195H151ZM154 194H156V192L154 193L153 192V196H154ZM1 196V197H2ZM4 197V196H3ZM2 197V198H3ZM102 199V198H101ZM101 199L99 198V200H100V202H101ZM99 200H97L98 202L96 203V205L98 206V207H100V204L101 203H104V201L102 200V202L101 203H99ZM107 201V200H106ZM84 202V203H83ZM88 206H90V204H88ZM99 211V210H98ZM118 211V213H119V211H120V209L119 210H117ZM117 211L115 210H113L112 211V213H114V214H112V215H116V213H117ZM97 213V212H96ZM45 216V214H42V216ZM46 216L48 217V215L46 214ZM46 216H45V218H46ZM21 217V219H22V217H23V219H25V220H23V221H25L27 224L29 223V225H27L25 222H24V226H25V228L26 229H30V227L32 226L31 224H32V222L30 223V221H26V218H24V216H20ZM42 219L44 218V217H41ZM46 219H50L49 217L48 218H46ZM81 219H83V218H80V220ZM79 220V219H78ZM67 223H69L70 221H68V218H67ZM65 221V222H66ZM81 221H83V223L81 222L80 224L83 226V227H85V224H84V222H85V220L83 219V220H81ZM61 222V221H60ZM59 222V223H60ZM64 222V221H63ZM64 222V223H65ZM80 222V221H79ZM79 222H70V224H66L67 225V227H66V225L64 224H60V226H65L66 228L65 229H67L68 231H67V233H69L70 231L72 232V230L74 231V234H76V232L78 231L77 229H79L80 230V233L81 234H84L85 232H86V227L84 228V229H86V230H83V228L82 227H77L76 225L79 223ZM62 223V222H61ZM75 223H77L76 225H75ZM72 224H74L73 226H72ZM80 224H78V226H81ZM28 226V228H27V226ZM62 226V227H63ZM75 227H77V228H75ZM70 229V231H69V229ZM72 228V229H71ZM63 229H64V227H63ZM76 230V231H75ZM64 231V230H63ZM66 231V230H65ZM65 231H64V233H65ZM82 231V232H81ZM141 231V230H140ZM79 233V231H78V234L79 235H81ZM71 235H72V233H70ZM70 234L69 235H67V236H70ZM78 234H76L75 235V239H76V237H77V235ZM86 234V233H85ZM84 234V235H85ZM78 235V237H77V241H81L80 240V237L81 236H84V235H81V236H79ZM71 237V236H70ZM72 238H74L73 237V235H72ZM99 238V237H98ZM133 238V237H132ZM131 238V240L129 239V240H127V242H126V245L127 246H125V249L124 250H126L127 249V252H129V253H132V252H134V248L133 247H135L136 246V244H135V242H137V246L139 245V243L141 242V238L140 237H134L133 239ZM100 239V238H99ZM98 239V240H99ZM74 240V239H73ZM133 240V241H132ZM75 241V240H74ZM96 241H97V238H96ZM129 241V242H128ZM72 242V241H71ZM87 242V241H86ZM134 242V243H133ZM74 243H77V242H74ZM79 243V242H78ZM130 244V245H129ZM133 246H132V245ZM81 245H83V244H81ZM86 245H87V243H86ZM129 246V247H128ZM136 246V247H137ZM82 247V246H81ZM131 248H133V249H131ZM208 252V251H207ZM243 251H241L240 253H236L237 255H234L233 254V257H232V259H234L233 260V263L235 264V262H237L238 264H256V263H258V264H260V261L261 262H264V258H262L261 256H263V255H255V256H259V257H257L256 259H255V256H253L254 257V259H252L253 257H252V255L250 256V257H252L250 260H249V255H247L246 256V254L243 252ZM209 253V252H208ZM202 254H205V255H192V256H194V257H190V256H188V262H187V260L186 259H181L180 257H178V261H179V259H181L180 261H183V262H185L184 264H221V262L223 261V258L222 257H219L218 255L216 256L215 254H211V253H209V254H206V251L205 252H203ZM240 254V255H239ZM241 254H242V257H244V259H240V256H241ZM244 254V255H243ZM239 255V256H238ZM238 256V258L241 260H239L238 258L237 259H235L236 257ZM199 257H200V259H199ZM208 257V258H207ZM245 257H246V259L248 260H245ZM264 257V256H263ZM182 258H185V257H182ZM187 258V257H186ZM191 258V259H190ZM194 258V259H193ZM204 258V259H203ZM215 258V259H214ZM218 258V259H217ZM259 258V259H258ZM202 259V260H201ZM185 260V261H184ZM199 261V262H197V261ZM221 260V261H220ZM235 260H238V261H235ZM243 260V261H242ZM192 261V262H191ZM217 261V262H216ZM235 261V262H234ZM256 261V262H255ZM1 263L0 264H3V263H5V264H10L12 261H11V259H6L5 261H0ZM183 262H181V264L183 263ZM187 262V263H186ZM195 262V263H194ZM224 262H225V260H224ZM227 262V264L229 263L228 261H226ZM225 262V263H226ZM252 262V263H251ZM179 263V262H178ZM230 263H232V260H231V262ZM229 263V264H230ZM232 263V264H233ZM263 264V263H262Z\"/></svg>",
  "mask_w": 264,
  "mask_h": 264
}]
</instances>
